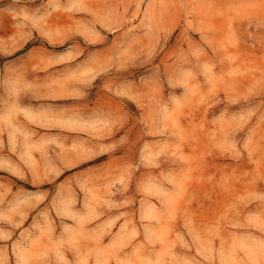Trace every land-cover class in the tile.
Returning a JSON list of instances; mask_svg holds the SVG:
<instances>
[{
	"label": "rangeland",
	"instance_id": "1",
	"mask_svg": "<svg viewBox=\"0 0 264 264\" xmlns=\"http://www.w3.org/2000/svg\"><path fill=\"white\" fill-rule=\"evenodd\" d=\"M0 264H264V0H0Z\"/></svg>",
	"mask_w": 264,
	"mask_h": 264
}]
</instances>
